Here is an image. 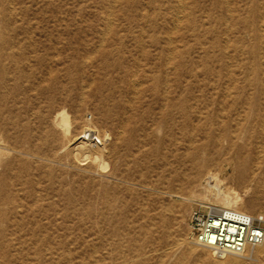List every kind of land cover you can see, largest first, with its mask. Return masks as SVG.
<instances>
[{
	"label": "rangeland",
	"instance_id": "rangeland-1",
	"mask_svg": "<svg viewBox=\"0 0 264 264\" xmlns=\"http://www.w3.org/2000/svg\"><path fill=\"white\" fill-rule=\"evenodd\" d=\"M216 173L264 213V0H0V264H264L194 242Z\"/></svg>",
	"mask_w": 264,
	"mask_h": 264
},
{
	"label": "built area",
	"instance_id": "built-area-1",
	"mask_svg": "<svg viewBox=\"0 0 264 264\" xmlns=\"http://www.w3.org/2000/svg\"><path fill=\"white\" fill-rule=\"evenodd\" d=\"M194 242L218 253H238L264 242V213L198 201L189 214Z\"/></svg>",
	"mask_w": 264,
	"mask_h": 264
},
{
	"label": "bare ground",
	"instance_id": "bare-ground-1",
	"mask_svg": "<svg viewBox=\"0 0 264 264\" xmlns=\"http://www.w3.org/2000/svg\"><path fill=\"white\" fill-rule=\"evenodd\" d=\"M69 117L70 116H69L67 110H65V108L56 114V121L63 125L66 133H70L71 124H72ZM123 125H124V127L126 126V127L130 128V130H132V129L135 130L129 121L128 122L123 121ZM89 127H88V129L86 128L87 129L86 131L83 129L85 134L81 135L79 140L77 142H75L76 143L75 146L79 150H82V151L84 150L85 152H90L93 150L98 151L100 153L99 156H101L103 159L102 164H106L107 162L104 159L103 154L108 149L106 148L105 145L102 144L101 138H99L97 136L96 130L93 127L92 128H89ZM223 130L225 131V129H222V131ZM229 135H226V136H229ZM250 138H251V136H250ZM206 139L207 140H204L203 142H201V144H200L201 148L208 147L211 144L209 141L210 139L213 143H216V144H220V142H221V140L218 137H210L209 136ZM228 140H229V145H228L229 147L228 148L232 149L234 151V154H235L234 159H232L230 161L232 163V165H234L235 170L242 175L252 171L253 170V163L255 162L256 157L254 155L251 143H248V142L238 143L231 135L228 137ZM103 141H105V140H103ZM196 153H197L196 151L190 152L191 156L195 157V158L197 156ZM211 176L213 179L212 181L214 182L213 186H215L218 189V195L215 199L216 201L215 202L213 201L211 203H214V204L219 205V206L235 207V208H239L241 204L245 203V201H246L245 198L243 196H241L237 191L230 189V188L229 189H223L221 187L222 186L221 178H220L218 173H216L214 175L212 174ZM205 202L210 203V201H205ZM238 253H241V252H238ZM220 254H221V256L226 255L225 253H219V255ZM234 258H236V257H234Z\"/></svg>",
	"mask_w": 264,
	"mask_h": 264
}]
</instances>
